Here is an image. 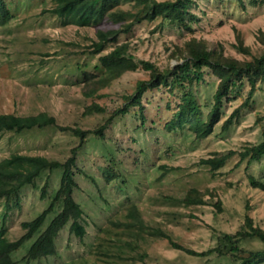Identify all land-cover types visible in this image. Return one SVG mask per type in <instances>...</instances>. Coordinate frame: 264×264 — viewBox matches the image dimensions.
<instances>
[{
    "label": "rangeland",
    "instance_id": "rangeland-1",
    "mask_svg": "<svg viewBox=\"0 0 264 264\" xmlns=\"http://www.w3.org/2000/svg\"><path fill=\"white\" fill-rule=\"evenodd\" d=\"M11 9L7 22L0 25V113L18 115L44 111L56 125L20 132H0V159L13 152L40 154L64 161L76 147L73 168L77 187L74 199L82 208L85 234L76 236L65 224L55 237L54 254L26 264H235L230 244L221 238L234 233L248 213L264 230V187L252 186L247 174L264 183V155L248 166L238 150L261 140L264 123V81H258L248 105L242 106L232 124L223 128L224 119L241 103V96L223 102L219 121L206 136L199 137L188 122L169 123L181 100L178 92L162 84L148 88L141 97V108L109 115L129 103L141 79L149 78L142 68L126 70L110 82L96 84L102 74L99 55L127 42L135 59L151 61L160 69L173 66L181 56L176 52L190 37L203 39L209 47L221 44L223 52L238 58L234 44L239 34L251 53L259 55L264 46L257 40L264 31V5L250 0H193L188 31L166 19L156 17L135 21L125 30L122 23L105 16L96 24L63 25L58 16L42 12L52 0H5ZM124 9H132L123 3ZM119 29L115 40L100 52H92L97 31ZM217 77L209 69L191 84L205 119L213 102ZM96 104L104 111L86 108ZM260 118V120H258ZM85 130L81 141L70 129ZM103 127L100 135L96 132ZM233 150L225 163L211 169L202 159ZM114 171L108 172V168ZM61 169L44 170L35 185H24L17 198L0 201L9 240L23 232L21 222L45 209L59 185ZM48 181L46 194L41 188ZM190 188L202 194L201 203H188L182 197ZM135 205L145 230L126 226L127 209ZM219 205V207H218ZM60 209L51 212L43 227ZM3 217V218H2ZM158 227L170 239L150 233ZM27 240L12 252L16 264H25ZM247 251L259 250L264 243L255 237L239 241ZM198 255L186 251H204ZM257 264H264L260 262Z\"/></svg>",
    "mask_w": 264,
    "mask_h": 264
},
{
    "label": "trees",
    "instance_id": "trees-1",
    "mask_svg": "<svg viewBox=\"0 0 264 264\" xmlns=\"http://www.w3.org/2000/svg\"><path fill=\"white\" fill-rule=\"evenodd\" d=\"M243 4L242 0H239ZM252 4H263L264 0H250ZM50 7H45L42 12H50L59 17L63 25L74 24L77 26H89L96 24L105 16L115 22L131 19L122 23L125 30L135 21L143 19H154L160 17L172 22L179 27L190 31L191 19L194 14L190 11L193 0H52ZM129 3L132 9H124L123 3ZM11 16V9L5 0H0V25H3ZM119 29L98 30V39L92 43V52L102 51L106 44L115 40ZM257 40L264 46V31L259 29L256 34ZM237 53L250 55V58H238L223 52L221 44L209 47L205 40L190 37L183 47H178L176 52L181 58L173 66L160 69L149 60L135 59L128 53V43L123 42L115 45L110 51L99 55L98 60L102 74L98 77L97 83L104 85L118 77L126 70H136L142 68L148 71L149 78L141 79L137 82L134 93L129 95V103L116 108L109 118L117 114H123L130 110L132 105L141 108V97L148 88L163 85L170 91L178 92L181 100L177 111L169 123L182 125L188 122L191 128L199 137L209 134L213 126L219 121L223 114V102L229 98L241 96V103L236 107L222 123V127L228 128L232 124V118L236 117L242 106L248 105L253 91L256 89L258 81H264V52L259 55L251 53L249 46L244 44L240 35H236L234 44ZM209 69L217 77V84L212 95L213 102L210 106L206 118H201V108L191 84L203 78L204 70ZM104 111L96 104L88 106L85 112L92 110ZM260 120V118L258 119ZM49 125H56L55 118L44 111L18 115L14 113H0V132L15 131L20 132L31 128H42ZM261 140L257 143L246 144L238 150L240 159H246L247 166L253 161H259L264 155V123L261 124ZM60 129H70L82 141L85 130L79 127L59 126ZM103 127H98L96 132L100 135ZM76 150L74 147L71 154L64 160H50L44 155L13 152L0 159V201L17 198L20 189L27 184L35 185L37 177L44 170L61 169L59 185L54 191L47 207L39 212L35 217L21 222L24 232L16 239L7 238L4 219L0 217V264H16L12 258V252L22 246L27 240L34 237L26 249L24 255L25 264L33 259L54 254L55 237L59 230L68 222L70 232L82 237L85 234V224L82 217V208L73 197V191L77 187L73 168L76 166ZM233 150L218 156L202 159L210 165L211 169L222 166ZM114 171L108 168L107 173ZM247 179L252 186L264 187V183L257 180L253 175L247 174ZM48 181L46 180L41 188V197L46 194ZM188 203H201L202 194L196 188H190L182 197ZM60 209L50 218L43 227L48 215ZM219 207V205H218ZM127 217L129 220L126 226L135 227L138 231L145 230L144 222L136 206L128 207ZM3 218V217H2ZM150 233L170 239L164 231L158 227H151ZM255 237L264 243V230L254 224L252 217L246 213L241 227L234 233H223L221 238L230 244L229 253L238 259L235 264H257L264 262V247L259 250L247 251L239 245L241 239ZM171 244L177 248H183L178 243L170 239ZM192 254L204 255L216 251L222 253L220 247H211L204 251H194L186 249Z\"/></svg>",
    "mask_w": 264,
    "mask_h": 264
}]
</instances>
